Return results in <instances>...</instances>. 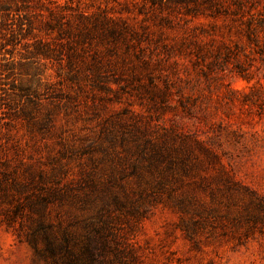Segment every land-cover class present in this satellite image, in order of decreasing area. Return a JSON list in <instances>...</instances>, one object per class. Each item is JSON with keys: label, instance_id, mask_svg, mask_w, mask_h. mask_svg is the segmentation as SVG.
<instances>
[{"label": "rangeland", "instance_id": "obj_1", "mask_svg": "<svg viewBox=\"0 0 264 264\" xmlns=\"http://www.w3.org/2000/svg\"><path fill=\"white\" fill-rule=\"evenodd\" d=\"M244 1L9 14L0 264H264V0Z\"/></svg>", "mask_w": 264, "mask_h": 264}, {"label": "trees", "instance_id": "obj_2", "mask_svg": "<svg viewBox=\"0 0 264 264\" xmlns=\"http://www.w3.org/2000/svg\"><path fill=\"white\" fill-rule=\"evenodd\" d=\"M232 4L235 5L237 10H240L244 7V0H231ZM27 8V5L24 3V0H19L16 2L15 0H0V27L3 26L11 12H18ZM260 17L261 25L264 26V5L262 6V10L258 13ZM109 18L105 17V15L101 16V18L96 23L97 29L101 32H107L110 35L116 36L118 34V29L114 28L112 25H107ZM249 30L246 33V38L250 43H257V27L252 24V17L248 21ZM264 37V36H263ZM264 40V38H263Z\"/></svg>", "mask_w": 264, "mask_h": 264}]
</instances>
